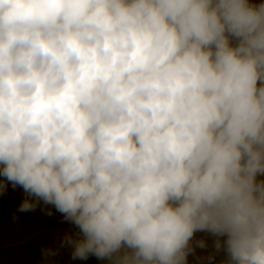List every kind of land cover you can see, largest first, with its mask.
I'll return each mask as SVG.
<instances>
[{
	"label": "clouds",
	"instance_id": "clouds-1",
	"mask_svg": "<svg viewBox=\"0 0 264 264\" xmlns=\"http://www.w3.org/2000/svg\"><path fill=\"white\" fill-rule=\"evenodd\" d=\"M0 175L74 258L264 264V0H0Z\"/></svg>",
	"mask_w": 264,
	"mask_h": 264
},
{
	"label": "crops",
	"instance_id": "crops-1",
	"mask_svg": "<svg viewBox=\"0 0 264 264\" xmlns=\"http://www.w3.org/2000/svg\"><path fill=\"white\" fill-rule=\"evenodd\" d=\"M0 184L3 185V190L0 191V264H117L115 256L100 259L89 254L86 259L74 258L75 243L84 238L79 227L66 219L53 204H46L2 175ZM26 200L34 207L22 212L20 206ZM48 211L62 217L70 226L62 238L60 260L48 255L41 237L36 235L42 226V216ZM224 239L207 231L196 232L190 241L193 250L188 257V264H228L229 257ZM201 241L203 247L200 246Z\"/></svg>",
	"mask_w": 264,
	"mask_h": 264
},
{
	"label": "built area",
	"instance_id": "built-area-1",
	"mask_svg": "<svg viewBox=\"0 0 264 264\" xmlns=\"http://www.w3.org/2000/svg\"><path fill=\"white\" fill-rule=\"evenodd\" d=\"M232 42L235 43L234 40ZM69 228L70 226L66 224L65 220L54 212L48 211L43 214L42 226L37 230L36 235L41 237L43 245L51 258L60 260L59 250L62 238Z\"/></svg>",
	"mask_w": 264,
	"mask_h": 264
}]
</instances>
